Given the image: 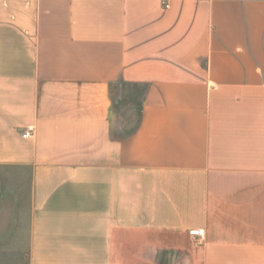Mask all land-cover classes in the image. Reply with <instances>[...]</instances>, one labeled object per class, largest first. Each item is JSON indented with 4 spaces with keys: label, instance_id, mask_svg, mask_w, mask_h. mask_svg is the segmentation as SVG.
Segmentation results:
<instances>
[{
    "label": "crops",
    "instance_id": "obj_1",
    "mask_svg": "<svg viewBox=\"0 0 264 264\" xmlns=\"http://www.w3.org/2000/svg\"><path fill=\"white\" fill-rule=\"evenodd\" d=\"M6 198L28 264H264V0H0Z\"/></svg>",
    "mask_w": 264,
    "mask_h": 264
},
{
    "label": "rangeland",
    "instance_id": "obj_2",
    "mask_svg": "<svg viewBox=\"0 0 264 264\" xmlns=\"http://www.w3.org/2000/svg\"><path fill=\"white\" fill-rule=\"evenodd\" d=\"M142 87L130 83L116 82L111 86V97L114 102V115L112 119L113 130L117 137H124L133 132L140 118V96ZM0 200V264H28V249L25 246V237L21 235L16 247H10L12 242L8 239L11 232L4 220H11V215L5 217L4 211L10 206V200ZM4 214V216H3Z\"/></svg>",
    "mask_w": 264,
    "mask_h": 264
},
{
    "label": "built area",
    "instance_id": "obj_3",
    "mask_svg": "<svg viewBox=\"0 0 264 264\" xmlns=\"http://www.w3.org/2000/svg\"><path fill=\"white\" fill-rule=\"evenodd\" d=\"M166 6V5H165ZM32 134V129L31 128H26L23 133L22 137H29ZM189 235L193 237H203L204 235V229L203 228H190L188 229Z\"/></svg>",
    "mask_w": 264,
    "mask_h": 264
},
{
    "label": "trees",
    "instance_id": "obj_4",
    "mask_svg": "<svg viewBox=\"0 0 264 264\" xmlns=\"http://www.w3.org/2000/svg\"><path fill=\"white\" fill-rule=\"evenodd\" d=\"M133 85H136V84H133Z\"/></svg>",
    "mask_w": 264,
    "mask_h": 264
}]
</instances>
